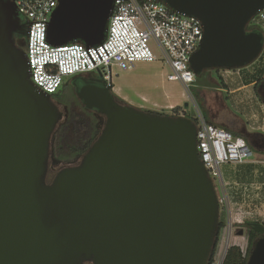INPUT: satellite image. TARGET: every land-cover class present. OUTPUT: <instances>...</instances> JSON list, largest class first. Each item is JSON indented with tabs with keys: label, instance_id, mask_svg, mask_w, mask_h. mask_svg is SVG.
Wrapping results in <instances>:
<instances>
[{
	"label": "water",
	"instance_id": "1",
	"mask_svg": "<svg viewBox=\"0 0 264 264\" xmlns=\"http://www.w3.org/2000/svg\"><path fill=\"white\" fill-rule=\"evenodd\" d=\"M158 1L201 21L195 76L242 68L264 47L263 34L247 30L264 0ZM112 9L113 0H59L49 42L99 44ZM20 29L15 1L0 0V264H207L219 205L195 121L121 103L101 76L78 89L104 115L100 131L80 158L60 164L52 145L62 113L30 79ZM246 264H264V235Z\"/></svg>",
	"mask_w": 264,
	"mask_h": 264
},
{
	"label": "built area",
	"instance_id": "2",
	"mask_svg": "<svg viewBox=\"0 0 264 264\" xmlns=\"http://www.w3.org/2000/svg\"><path fill=\"white\" fill-rule=\"evenodd\" d=\"M16 9L29 23L26 54L32 82L49 94L63 84V78L105 67L103 78L111 82L112 65L118 70L131 69L136 61H154L153 41L169 67L168 81H178L187 89L195 79L189 58L202 39L201 21L170 9L158 0H113L107 31L99 44L86 46L79 42L53 45L47 36L48 22L59 0H14ZM249 23L259 25L264 36V8ZM103 74V73H102ZM113 88V87H112ZM196 105V104H195ZM196 139L200 160L213 183L217 181L219 212L230 211L229 195L223 191L227 182L222 166L239 165L253 160L255 152L241 136L206 121L196 105ZM216 184L214 183V186ZM216 189V187H215ZM264 227V211L259 217ZM231 223L233 219L230 220ZM244 220L235 219L241 224ZM228 237L221 255L207 264H226L225 256L231 246Z\"/></svg>",
	"mask_w": 264,
	"mask_h": 264
},
{
	"label": "rangeland",
	"instance_id": "3",
	"mask_svg": "<svg viewBox=\"0 0 264 264\" xmlns=\"http://www.w3.org/2000/svg\"><path fill=\"white\" fill-rule=\"evenodd\" d=\"M23 17V16H22ZM24 18V17H23ZM26 42V40H25ZM151 48L156 56L154 61H136L131 69L118 70L112 65L111 82L113 84L112 92L117 97L124 100L125 103L135 107L159 112L162 114H172L179 112L187 114L192 119L196 115V105L203 110V101L200 91L204 84V78L207 75H216L215 69L204 70L200 76H195L189 89L178 81H168L166 74L169 72L168 65L164 62L161 52L157 45L151 41ZM24 49L26 44L23 43ZM264 53V49L262 50ZM263 54H260L252 63L262 61ZM251 64V63H250ZM249 65V64H248ZM258 65L260 64H256ZM224 68L217 69L221 71ZM98 69H93L87 73L97 74ZM101 73L106 74L105 67L100 68ZM79 73L68 75L63 78V83ZM142 96H149L150 100L143 101ZM154 101L158 105L154 104ZM187 103V106L184 104ZM196 104V105H195ZM181 107L179 110L174 107ZM246 140V139H245ZM247 141V140H246ZM264 153L260 152L254 155L253 160L239 165L222 166V172L227 184L223 189L229 195L231 204L230 211L219 212V220L225 222V227L220 231L219 241L216 247L215 256L218 258L224 248L227 240L228 227L231 223V234L229 238L230 245L239 246L242 250L246 249L247 238L246 231L235 222V219L246 220L255 217H261L264 211ZM61 166L58 165L57 169ZM216 193L221 195L217 181ZM238 229H243L242 235H238Z\"/></svg>",
	"mask_w": 264,
	"mask_h": 264
},
{
	"label": "crops",
	"instance_id": "4",
	"mask_svg": "<svg viewBox=\"0 0 264 264\" xmlns=\"http://www.w3.org/2000/svg\"><path fill=\"white\" fill-rule=\"evenodd\" d=\"M260 54L258 63L207 75L200 91L206 121L246 139L255 155L264 153V53Z\"/></svg>",
	"mask_w": 264,
	"mask_h": 264
},
{
	"label": "trees",
	"instance_id": "5",
	"mask_svg": "<svg viewBox=\"0 0 264 264\" xmlns=\"http://www.w3.org/2000/svg\"><path fill=\"white\" fill-rule=\"evenodd\" d=\"M26 20L25 18H23ZM247 30H254L262 32L259 25H254L249 23ZM79 42L84 44V41L80 38L68 40L66 43ZM17 43L24 47L23 44L17 40ZM217 71V69H215ZM198 75L197 77H199ZM215 84H221L222 82H215ZM59 89L51 94L54 97L58 95ZM124 100L120 99L122 103ZM181 107H174V109L179 110ZM201 109V107H200ZM150 111V110H148ZM202 114L203 110L201 109ZM159 113V112H157ZM162 114V113H161ZM170 115H183L191 118L187 114H180L179 112H173ZM100 119L91 113L86 107H74L68 112V115L63 118L54 133L53 138V154L56 160L60 164H68L81 157V155L87 150L89 145L94 141L100 131ZM195 121V119H193ZM255 151V150H253ZM57 166L55 168L57 169ZM55 170L49 169L47 175L48 179L53 177ZM241 226L246 231L247 246L245 250H242L239 246L231 245L225 256L226 264H246L247 257L250 253L251 247L255 240L264 235V227L260 224L258 217L246 219L241 223ZM225 227V222L218 221L217 236L215 239V245L209 258V262L215 259L216 247L219 241L220 231Z\"/></svg>",
	"mask_w": 264,
	"mask_h": 264
},
{
	"label": "flooded vegetation",
	"instance_id": "6",
	"mask_svg": "<svg viewBox=\"0 0 264 264\" xmlns=\"http://www.w3.org/2000/svg\"><path fill=\"white\" fill-rule=\"evenodd\" d=\"M20 23H21V29L20 31L14 33L16 40H19L22 44L25 43V37L24 34L27 31V28L29 26V23L27 20H24L22 16H20ZM249 26V25H248ZM247 26V27H248ZM103 74L101 71H97V74H90V73H80L76 76L68 79L66 82H64L60 88L58 95L54 97L51 95V100L58 105L60 112L62 113V119L65 118L68 115V112L72 108V105L74 107H86L82 100L78 97V89L83 83L87 84H98L101 85V83L97 82V79H99ZM103 83V81H102ZM112 87L110 88L111 93ZM117 100L120 101V98L116 96V94L113 93ZM122 103H125L122 101ZM87 108V107H86ZM91 113H93L96 117H98L100 120V124L102 125V122L104 121V115L100 114L96 109L94 108H87ZM61 119V120H62ZM49 169L56 170L54 167H49Z\"/></svg>",
	"mask_w": 264,
	"mask_h": 264
}]
</instances>
